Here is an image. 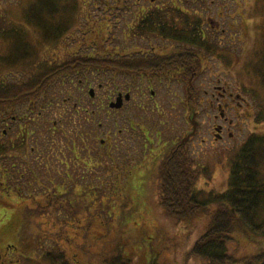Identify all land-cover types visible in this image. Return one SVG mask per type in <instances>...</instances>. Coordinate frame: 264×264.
<instances>
[{
	"label": "trees",
	"instance_id": "16d2710c",
	"mask_svg": "<svg viewBox=\"0 0 264 264\" xmlns=\"http://www.w3.org/2000/svg\"><path fill=\"white\" fill-rule=\"evenodd\" d=\"M21 2L13 4H21L19 12L0 13V110L33 100L25 97L49 93L53 84L62 83L58 79L67 74L78 72L82 77L86 68L114 69L115 61L93 58L91 44H86L85 50L91 47L86 54H78L79 49L71 48L73 54L60 58L59 52L68 50L67 34L76 25L78 0ZM237 8L240 27L246 26L242 10ZM189 9L171 4L165 10L155 7L142 15L152 18L148 23L150 32L183 43L186 59H193L186 63V75L192 64L203 68L205 57L210 55L228 67L236 65L229 55L231 50L220 44L223 36L233 39L232 34L217 29L214 32L218 37H208L201 29L202 20ZM257 15L261 21L251 18L253 38L248 56L239 63L244 74L239 78L241 91L256 108L253 116L261 121L264 119V0H254L252 16ZM87 37L85 41L94 39ZM47 46H51L50 51L41 54L40 50ZM7 68L15 70L9 73L5 71ZM12 74L14 79L9 77ZM72 86L59 87L61 92H68L67 96ZM48 95L62 97L55 92ZM47 101L52 99H40L41 104ZM62 101L55 100L56 110L61 111ZM0 134V159L7 162V154L14 153L10 160L15 162L10 167H17L16 154L26 149L24 141L18 138L10 141L2 131ZM177 144L171 142V152L145 168L141 195L123 177L119 178L115 167L90 168L89 182L73 180L67 169L57 170L55 179L49 177L45 191L38 198L10 187L8 172H1L0 180L5 179L9 188L7 191L3 185L5 194L12 190L22 197L20 208L13 210L8 224L0 229L1 242L4 235L21 225L20 243L0 248V256L9 251L8 255L21 257L26 264H264V135L250 134L236 149L229 163L227 188L222 192L206 191L198 186L201 179L210 178V171L191 156L187 143ZM47 168L50 165L44 160L31 163L24 170L38 178L43 172L48 176ZM92 185L101 189L94 190ZM117 200H122L120 208L124 206L120 212ZM132 200H139L143 207L132 206ZM0 203L6 204L1 197ZM26 208L30 214L21 220L19 213ZM130 211L136 214L127 217ZM31 218H39L36 223L39 229L29 228ZM243 240L253 242V248L249 254L240 256L235 243ZM37 250L41 251L43 262L32 257Z\"/></svg>",
	"mask_w": 264,
	"mask_h": 264
},
{
	"label": "flooded vegetation",
	"instance_id": "af4514ba",
	"mask_svg": "<svg viewBox=\"0 0 264 264\" xmlns=\"http://www.w3.org/2000/svg\"><path fill=\"white\" fill-rule=\"evenodd\" d=\"M151 20L152 18L144 15L133 17L127 22V26H124L123 36L115 37V44L111 48L100 47L103 40L99 37L100 46L95 43L97 48L91 50L94 51L93 58L115 61L113 70L86 68L82 77L76 72L58 79L63 86L73 84L78 87L82 95L56 97L48 95L46 91L44 94L38 93L23 98L33 100L19 106L23 110L19 112L18 119L11 116L6 128L1 130L10 141L15 138L24 141L26 149L22 148L16 154L17 165L23 169L20 174L24 173V167L31 163L46 160L51 166L53 159L60 156L57 159L61 169L70 171V176L75 181L89 182L90 168L115 167L119 178L123 177L135 193L141 195L145 168L168 155L171 152L170 143L179 144V137L169 139L163 135L164 129L158 130L156 126L163 125L162 122L155 123L145 119L146 116L142 114L130 113V102L137 107L136 111L150 106L152 112L154 109L160 111L159 103H172V108L175 109L176 106L178 115L182 114L185 119L187 110L193 109L196 114V101L202 99L199 85L196 84L202 68L192 64L189 75H186V63L192 62L193 59H186L183 43L150 32L151 26L148 23ZM68 50H61L60 58L73 54ZM218 83V80L214 83L213 80L210 81L214 92L210 91L209 95L207 90H204L205 96L210 99L211 109L213 99L216 102L218 115H214V119L221 121L212 126L211 139L201 140L203 143L208 142L212 147L213 140L223 141L225 134L232 136L230 127L234 123L232 119L227 118L225 110L232 107L231 110L234 108L236 116L241 117L242 114H249L250 107L245 96L234 92L227 83ZM40 99H64L60 104L61 111L56 113L51 111V108L47 109V104L51 102L41 104ZM68 99H73L69 108ZM116 99H120L119 107L111 105ZM90 104L96 107H90ZM52 116L57 117L50 125ZM42 118L44 120H41ZM16 119L18 122L13 124ZM197 129L198 127L189 140L196 135ZM24 131L28 133L24 134ZM57 132L61 133L64 139L62 147H57L58 141L54 137ZM154 139L161 141L157 149L153 148ZM44 145L48 146L44 149ZM176 149L177 147L174 150ZM13 154L8 153L6 157L9 167L15 162L13 160L11 163L10 160L11 157L14 158ZM20 174L17 175L18 180H28V177ZM8 254L9 251L3 257L0 256V264H14L17 261V258Z\"/></svg>",
	"mask_w": 264,
	"mask_h": 264
},
{
	"label": "rangeland",
	"instance_id": "374dc122",
	"mask_svg": "<svg viewBox=\"0 0 264 264\" xmlns=\"http://www.w3.org/2000/svg\"><path fill=\"white\" fill-rule=\"evenodd\" d=\"M17 3L22 2L21 0H0V13H10V11H12V13L14 11L19 12L18 8L21 4L17 6L13 5ZM171 4L175 6L180 5L183 9L190 8L189 10H193L197 17L199 16V18L202 20L201 29H203L205 35L208 37H211L212 39L215 36L218 37V35H216L214 32V30L217 29H223L224 31L232 34L233 37V39L228 40L225 36H223L220 44L226 45L231 50L229 55L232 61H235L236 65L233 67L223 65L218 58L215 56L213 57L212 55L205 57L204 59V67L201 69L200 76L196 80V84L199 85V93L202 97V99H198L196 101L195 108V119L198 122V131L194 137L187 141L186 145V148L190 151L191 156H194L198 163L206 166L210 171V178L201 179L198 186L206 191L222 192L227 188L229 163L231 156L234 154L236 149L250 134L264 135V119L261 121H256L255 117H253L254 113H256V108L252 105L251 98L241 92V80L239 78V76H244L241 70L242 66L239 63H241L248 56L249 47L253 38L251 18L255 19L257 22L261 21L259 15H257V17L252 16L254 0H78V10L76 12V17L74 18L76 25L73 26V30L69 34L68 39L65 40V46L68 49H79L78 54H86L89 52L91 47L89 50L88 47H86L88 50L87 51L85 50L84 46H86V44H91L93 49L97 48L95 43L99 44L100 46L98 39L101 36L103 45L100 47L104 46L111 48L115 44V37L123 36V28H125L124 26H127V22L132 20L133 17L140 15L142 11L149 12L155 9V7L157 9L165 10ZM237 7L242 10V17L246 22V26L242 24L243 26L240 27L241 24H239V18L235 13V10L238 9ZM188 14L190 15V13ZM191 17H193V14ZM237 27L239 28L238 31ZM88 35L94 38L93 41L84 40V38H88ZM50 47L51 46H47L46 48L41 49V54L49 52ZM81 48H83V50H80ZM61 56L63 57V53ZM46 59L50 60L51 57L48 56ZM14 70L15 69L13 68L5 69V71L9 73ZM9 77L10 79L15 78L13 74L9 75ZM212 80L213 83L216 80H218L220 84L226 85L227 83L229 88L233 89L234 92L242 93L247 98V102L250 103L249 114L245 116L242 114L241 117H237L234 113V108L231 110L232 107H229L227 110H225V115L227 118L232 119L234 123V125L230 127L232 136L228 137L225 134L223 141L214 142L213 140V147L208 142H201L202 138H212L211 131L215 122L221 123L220 119H214V115H218L215 100L213 99V109H211V105L209 104L210 99H207L208 96H205L206 94L204 93V90H207V95H209L210 91L214 92V89H212L210 85V81ZM246 82H248V80H246ZM57 83L58 82L53 84V86L49 89V93L55 92L59 96H66V93L68 92L63 93L60 91L59 86H62V83ZM69 92L72 96L82 95V93L79 92L78 87L75 86L69 88ZM55 100L56 99H52V102L47 104L46 108H53V112L57 113L59 112V109H55ZM92 100H94V102L97 101V99ZM71 103L72 102L67 104L68 108L71 106ZM171 104H166L164 102L159 103L160 111L154 109V112H152L150 106L147 109L136 111L135 108L137 107L133 104V102H130L128 111L130 113L137 112L142 114L143 116H146L145 119L148 121L152 120V122L155 123H158L159 121L162 122L163 125H156L158 130L164 129L163 135H166L169 137V139H175L176 137H182L184 133L186 135L188 130H190L187 116L188 113L190 114L191 112L186 111L184 119L182 114L178 115L177 107L175 106V109H173ZM90 107L96 106L90 104ZM22 110V107H16L10 110H0V131L6 128V123L10 121L9 119L11 116H16L18 119L19 112ZM52 117L56 118L57 116ZM17 119L16 121H13V124L18 122ZM41 120L44 119L42 118ZM54 137L58 141L57 147H62L64 145V139L62 138L61 133H55ZM1 139L2 137L0 136V140ZM160 144L161 141L158 142L156 139H154L153 148L157 149V145ZM138 147L140 148V145ZM59 157L60 156H57L55 159H53V163L51 164L50 168H47L48 176L46 172H43V174L35 179V176H31V174L26 170L24 173L20 174L23 169H20L18 165L14 168L9 167L7 162H4L3 158L0 159V174L6 170L8 172L7 182L10 187L20 189L19 192L26 194L27 196L37 195L38 198L41 197L43 191H45V185H48L49 177L52 175V179H54L56 177L55 172L57 170H61V165L57 159ZM138 159H141L140 155ZM139 169H143V167H139ZM19 174L25 175V177H28V180L25 181L24 178H20L18 180L17 175ZM5 181L6 180L3 178L0 180L2 183L0 185V197L1 200H4L6 203L5 205L0 203V229L4 225L8 224L13 210L20 208V197H22L16 193H13L12 190H10L9 194L6 193V195L4 188L7 191H9V188L7 189V183ZM42 188H44V190H42ZM92 189L99 190L101 188L99 186L92 185ZM117 201V211L120 212L124 206L120 208V206H122V200ZM131 204L132 206L139 205L140 207H143V204H141L139 200H132ZM26 210L27 208L21 209V212L19 213L21 220L26 215L30 214V211ZM135 214L136 212L130 211V213L127 214V217L129 215ZM34 220L33 218L29 220V228L32 230L39 229L36 225V223L40 221L39 218H37L35 221ZM45 226L46 224L42 225V229H45ZM20 233L21 225H16L12 231L3 236L2 241L0 242V248L9 244L12 245L13 243L19 245ZM235 244V248L238 249V255L240 256L249 254V251L253 248V242H247L245 240L236 242ZM11 254L14 255L16 253L14 252ZM12 257H15V255ZM32 257L39 262H43L40 250L35 251L34 254H32ZM14 264H26V262L20 257Z\"/></svg>",
	"mask_w": 264,
	"mask_h": 264
},
{
	"label": "water",
	"instance_id": "95a60500",
	"mask_svg": "<svg viewBox=\"0 0 264 264\" xmlns=\"http://www.w3.org/2000/svg\"><path fill=\"white\" fill-rule=\"evenodd\" d=\"M92 94V92H91ZM113 107H119L120 106V99H116L115 102H113L111 104ZM189 121L191 123V131L188 132V134L182 138L181 140V144H183L184 142H186L192 135H194L195 131H196V128H197V125H198V122L195 120V113L193 112V109L191 110V114L189 115ZM218 129V128H217ZM215 139H217V137H215Z\"/></svg>",
	"mask_w": 264,
	"mask_h": 264
}]
</instances>
